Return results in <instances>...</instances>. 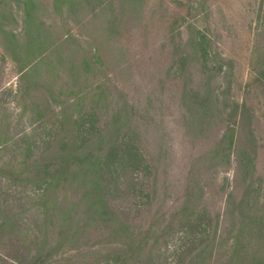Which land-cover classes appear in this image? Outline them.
Segmentation results:
<instances>
[{"label": "rangeland", "instance_id": "1", "mask_svg": "<svg viewBox=\"0 0 264 264\" xmlns=\"http://www.w3.org/2000/svg\"><path fill=\"white\" fill-rule=\"evenodd\" d=\"M23 1L34 3L32 14L50 37L49 47L68 41L45 62L34 59L32 65L39 66L34 76L21 80L19 67L28 40L19 8ZM54 1L0 0V226L5 220L19 222L22 216L31 232L41 220L35 209L25 210L40 191L35 183H26L37 170L27 168L28 160L50 161L61 139L71 138L73 119L87 113L95 116L87 122L93 134L86 145L102 155L117 138L109 131L114 113L127 106L119 133L133 137L144 162L130 169L113 161L116 179L111 186L116 188L106 198L117 211L118 222L112 224L127 222L136 228L152 222L157 210H167L178 196L186 175H194L204 185L206 221L213 225L219 215L217 235L206 239L205 255L196 264H225L232 244L227 235L248 185L255 191L254 204L264 210V0H103L106 7L95 17L86 0H73L80 5L71 13L55 8ZM8 31L18 44V54L11 52L14 61L6 51ZM198 31L210 39L215 57L204 61L198 56ZM94 50L98 65L74 86L70 67ZM50 62L55 66L52 73L46 66ZM77 95L81 100L72 106ZM206 98L203 111L201 100ZM64 116L68 119L62 128ZM24 135L27 141H20ZM101 135L105 147L98 144ZM27 146L32 148L29 158L20 155ZM238 161L248 168L238 169ZM11 175H20L19 180ZM84 191L77 180H68L53 196L67 206ZM76 218L86 220L80 208ZM96 222L92 226L99 227ZM57 229L58 222L48 228L52 243L58 240ZM98 235L92 234L83 246L86 253L74 254L62 246L56 259L78 264L91 252L96 255ZM243 240L246 247L231 264H257L252 255L264 264V234L246 232ZM106 246L99 252H110L112 245ZM23 255L14 236L0 234V264H18ZM71 255L76 257L66 262Z\"/></svg>", "mask_w": 264, "mask_h": 264}, {"label": "trees", "instance_id": "2", "mask_svg": "<svg viewBox=\"0 0 264 264\" xmlns=\"http://www.w3.org/2000/svg\"><path fill=\"white\" fill-rule=\"evenodd\" d=\"M85 3L91 7L90 12L94 17L97 13H101L103 7H106L103 0H86ZM78 5L80 3L73 0H55L53 2L55 8L58 10L64 8L68 13H71ZM33 6L34 3L31 1H23L19 4L22 23L26 28L25 33L28 37L26 44H24V54L19 67L21 80L34 76L35 69L39 67L37 64L32 65L34 59L39 57L40 63L45 62L51 51H59L68 41L63 39L62 42L55 43L52 48L49 47L50 37L46 31H40V25L36 23V19L32 14ZM14 37V33L8 31L6 51L10 54L12 61L16 57H13L11 52L18 54L15 47L18 44L14 42ZM194 44L198 49V56L204 61L215 54L211 49L210 39L200 31L197 32L194 38ZM96 54L97 51L94 50L93 54L85 56L83 62L76 66H71V63H68V67L71 66L69 75L70 79L73 80V84L80 81L82 76L86 77L91 72L93 65H98ZM92 57H94V61L91 60ZM183 61V59L180 60L178 70ZM56 62L61 64L59 57L56 58ZM46 66L51 73L55 69L52 62ZM145 74H148V72H145ZM261 74L264 76V69ZM62 88L60 87V89ZM69 92L74 94L73 89H70ZM78 92H81L80 88ZM50 93L54 94L55 92ZM76 98L71 102L72 106L79 104L81 95H77ZM206 100L207 98L201 100L203 111L206 110ZM126 107L118 108L114 113L111 122L112 130L109 131L114 135L113 137L117 138L109 142L106 152L102 155L96 153L90 145H86L91 134H93L91 133L93 127L91 125L87 126V122L95 116L92 113H87L73 119L71 138L63 137L61 139L56 155L51 157L50 161L28 160L27 168L31 166L37 170L31 181L25 179L26 183H35L40 191L25 210L27 212L35 209L38 211V215L41 216V220L33 227L31 232L27 227L28 224L22 223V216L17 219L19 222L5 220L4 224L0 226L1 233L14 236L19 242L22 252H24L23 258L18 260V264H60L59 260L62 257L60 256L58 260L56 255L62 246H68L71 250H74V254L86 253L87 251H83L82 248L92 240V234L95 235V232L99 234L100 239L97 243L100 245L99 249L93 252L97 256L91 252L92 255H87L78 264H196L200 257H204L205 247L203 245L207 243L206 239L212 236L214 240L217 235L219 215H216L213 225L206 221L207 212L201 203L205 192L204 185L197 181L194 175H186V183L178 196L165 208L167 210L161 211L158 209L151 218L152 222L142 223L143 225L136 228L131 227L127 222L118 223V226L112 224L118 222L115 214L117 211L112 210L113 208L108 205L106 198L113 188H116L111 186L116 179V175H113L115 170L112 171L111 169V166L115 165L113 161L120 160L116 164H121L123 168L129 165L128 168L130 169L141 166L144 162L143 156L133 146V137L128 136L127 133L120 136L121 133H119L125 124L122 119H126L128 115ZM122 112L125 113L124 116L121 114ZM67 119L64 116L61 121L62 128H64ZM229 132L231 133L229 134V144L232 145L233 131L230 130ZM7 136L4 135L5 141L8 138ZM27 139V135H24L19 140L25 142ZM98 144L104 147L107 145L102 135ZM85 147L87 148L83 150ZM19 148L21 151V147ZM31 151L30 146L24 147L20 155L29 158ZM237 166L240 169L242 167L248 168L249 165L238 161ZM192 169L193 166L190 163V173ZM11 177L12 180H19L20 175H11ZM68 180H77L80 187L85 188V191L78 200L65 206L67 201L65 203L62 198L53 196V194L59 184L62 185ZM247 187L248 189L238 202V219H236L234 227L229 230L227 235V240H231L232 244L230 246V258L227 259L225 264H231L242 249H245L246 246L242 248V243L246 232L254 233L257 231L261 235L264 234V210L254 204L256 201L252 197V193H255V191L250 189L251 185ZM64 199H66L65 196ZM177 201H179V205L176 204ZM251 201L253 202L252 206L250 205ZM79 208L86 218L85 221L76 218V212ZM25 210H22L21 213H24ZM169 211L172 213H169ZM93 221L99 222V227L92 226ZM55 222H58V240L55 239L52 243V239L48 236V228ZM6 240L8 241V237ZM114 240L116 241L115 246L112 243ZM106 245H112V248L109 246L111 248L110 252L100 253L101 248H106ZM75 257V255H71L65 261L68 262ZM249 257L257 264L262 263L261 257L255 255ZM186 258H189L188 263L184 261Z\"/></svg>", "mask_w": 264, "mask_h": 264}]
</instances>
